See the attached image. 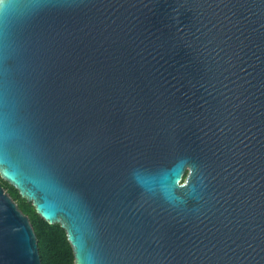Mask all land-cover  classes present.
Wrapping results in <instances>:
<instances>
[{
    "label": "water",
    "instance_id": "water-1",
    "mask_svg": "<svg viewBox=\"0 0 264 264\" xmlns=\"http://www.w3.org/2000/svg\"><path fill=\"white\" fill-rule=\"evenodd\" d=\"M0 176L75 264H264V0H0Z\"/></svg>",
    "mask_w": 264,
    "mask_h": 264
},
{
    "label": "trees",
    "instance_id": "trees-1",
    "mask_svg": "<svg viewBox=\"0 0 264 264\" xmlns=\"http://www.w3.org/2000/svg\"><path fill=\"white\" fill-rule=\"evenodd\" d=\"M0 184L6 193L26 215L35 231L42 264H75L73 248L66 231L60 225H50L36 212L34 206L21 197L19 192L2 180Z\"/></svg>",
    "mask_w": 264,
    "mask_h": 264
}]
</instances>
